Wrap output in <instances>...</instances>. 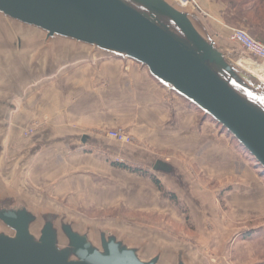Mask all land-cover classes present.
Listing matches in <instances>:
<instances>
[{
    "label": "water",
    "instance_id": "95a60500",
    "mask_svg": "<svg viewBox=\"0 0 264 264\" xmlns=\"http://www.w3.org/2000/svg\"><path fill=\"white\" fill-rule=\"evenodd\" d=\"M68 53L133 59L168 91L222 124L264 167V77L243 50L181 0H0V65L29 55L46 74ZM0 82V264H204L188 244L137 227L89 220L29 191L32 155L8 174ZM61 207V208H60Z\"/></svg>",
    "mask_w": 264,
    "mask_h": 264
},
{
    "label": "rangeland",
    "instance_id": "374dc122",
    "mask_svg": "<svg viewBox=\"0 0 264 264\" xmlns=\"http://www.w3.org/2000/svg\"><path fill=\"white\" fill-rule=\"evenodd\" d=\"M195 1L211 28L229 42L234 43L228 37L229 27L246 28L245 25L228 24L221 12L225 4L218 0ZM243 54L241 64L264 77V64L245 50ZM78 58L91 61L87 55L74 58L64 53L51 77H57L61 67L74 64ZM102 58L125 61V70L131 64H139L133 59L124 60L110 55L95 56L92 61ZM47 76L43 65L38 68L30 66L29 55L13 57L0 65V82L8 86L5 93L8 104L2 109L5 146L1 164L5 173L12 172L21 157L32 155L25 171L29 191L46 196L84 218L118 222L154 232L178 244H188L204 264H264V168L256 165L254 156L226 128L224 130L222 124L220 126L217 121L204 118L207 114L197 106L168 91L185 101L172 111L169 124L175 125L173 116L177 112L183 116L187 114L188 121L184 125L177 123L179 127L174 129L167 126L155 144L142 142L127 126L117 125L133 135L131 144L118 142L135 155L130 159L132 161L103 145L79 141L61 154V163L55 154H51L41 164L43 154L39 145L36 148L35 134L44 128H49L47 130L52 133V121L47 116L34 118L21 130L16 129L12 121L20 106L31 98L30 94L47 82ZM133 107L138 109L139 115L142 114V106ZM26 115L29 117L26 112L22 117ZM133 123L138 121L132 120ZM30 127L36 129L27 135ZM110 129L99 128L97 133L114 141L107 136ZM16 130H20L17 135L14 133ZM54 152L61 153L56 148ZM78 152L101 154L107 161L124 163L139 171L121 168L114 173L95 175L94 181H85L69 170L71 158ZM157 160L160 164L155 166ZM69 172L72 178L67 181ZM35 173L43 180L41 184H47V189L52 192L30 184L29 174ZM153 175L161 180L164 190L157 186ZM60 183L68 186V190L71 188L65 198L56 197L59 194L54 189ZM80 183H84L83 188ZM166 193L175 194V198Z\"/></svg>",
    "mask_w": 264,
    "mask_h": 264
},
{
    "label": "crops",
    "instance_id": "0c3cea01",
    "mask_svg": "<svg viewBox=\"0 0 264 264\" xmlns=\"http://www.w3.org/2000/svg\"><path fill=\"white\" fill-rule=\"evenodd\" d=\"M81 59L74 60L72 65L61 67L57 77L47 76V82L40 85V90L30 94L31 98L20 106L23 109L15 114L16 118L12 121L16 129L20 130L25 129V125H29L30 120L34 118L47 116V119L52 121L50 125L53 128L52 133L47 130L49 128H44L35 134L36 148L39 145L43 154L41 164L46 156L51 154H55L58 163H61L59 162L61 154L66 153V148L79 141L103 145L111 152L115 151L120 154L119 156L130 160L135 155L131 154L129 148L98 135L97 129L123 124L142 142L152 141L155 144L159 136H162V132H166L167 126L174 129L179 127L176 126L177 123L184 125L188 121L187 114L184 117L182 113L177 112L173 116L175 125L169 124L172 111L182 106L185 101L179 100L176 94V96L169 94L170 92L168 93V90L141 64H131L125 70L123 60L102 58L96 62ZM255 69L258 71L259 68ZM134 105L142 106V114H138V109H135ZM24 112L28 113L29 117L26 115L23 118ZM132 120L138 123L132 125ZM20 130H16L15 135ZM55 148L61 153L54 152ZM159 164V160L154 163L155 166ZM121 168L123 167L107 161L104 155L78 152L71 158L69 170L76 173L75 177L94 181L95 175L114 173ZM70 172L67 181L72 178ZM42 181L37 173L29 174L31 185L52 192L51 189H47L48 185L45 183L44 188ZM80 185L83 188L84 183ZM64 186L60 183L55 187L54 190L59 194L56 197L65 198L66 192L71 190Z\"/></svg>",
    "mask_w": 264,
    "mask_h": 264
},
{
    "label": "trees",
    "instance_id": "16d2710c",
    "mask_svg": "<svg viewBox=\"0 0 264 264\" xmlns=\"http://www.w3.org/2000/svg\"><path fill=\"white\" fill-rule=\"evenodd\" d=\"M218 2L222 3L223 5L225 4V8L222 9L221 12L222 15L225 16L226 22L228 24L233 26L245 25V30H247L254 38L264 43V0H218ZM204 118H209L215 121L209 115H205ZM216 123L221 126V124L218 122ZM222 128L226 130L225 127ZM255 162H257L256 165H260L256 159ZM116 164L134 172L139 171V169H133L124 163ZM152 178L157 186L164 190L161 180L154 175ZM166 194L172 198H175V194Z\"/></svg>",
    "mask_w": 264,
    "mask_h": 264
},
{
    "label": "built area",
    "instance_id": "2783aa9c",
    "mask_svg": "<svg viewBox=\"0 0 264 264\" xmlns=\"http://www.w3.org/2000/svg\"><path fill=\"white\" fill-rule=\"evenodd\" d=\"M183 2H192L196 6L195 0H181ZM198 7V6H197ZM229 39L241 46L252 58L262 62L264 64V43L254 38L247 30L237 27H229ZM257 63V62H256ZM36 128L30 127L26 131L27 135H30ZM107 136L117 142L123 144H131L134 141L133 135L125 128H111L107 131Z\"/></svg>",
    "mask_w": 264,
    "mask_h": 264
}]
</instances>
